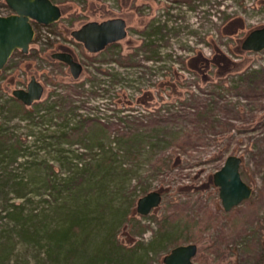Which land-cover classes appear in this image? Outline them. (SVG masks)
Masks as SVG:
<instances>
[{"label": "rangeland", "instance_id": "1", "mask_svg": "<svg viewBox=\"0 0 264 264\" xmlns=\"http://www.w3.org/2000/svg\"><path fill=\"white\" fill-rule=\"evenodd\" d=\"M54 2L62 9L61 18L49 25H35L29 52L15 50L0 69V129L11 141L22 144L18 159L13 160L8 151L0 156V264H55V254L61 250L57 261L64 263L65 247L52 246V231L67 225V214L77 204L85 205L89 212L94 207L95 195L83 193L76 203L47 188L50 179L56 176L57 182H63L64 175L60 160L63 156L54 150L60 146L52 145L53 138L40 139L42 133L49 137L62 131L57 124L62 119L41 120L47 105L58 95L72 92L78 106L75 115L68 117L70 127L88 117H97L109 125L107 130H97L96 126L89 132H77L72 136L74 144L61 146L75 163V155L83 152V145L97 133L107 145L111 144L116 135L114 122L126 124L132 116L142 118L169 107L175 109L188 98L191 102L197 97L195 93L205 97L212 90L221 92L225 99L241 100L237 90L229 87L238 85L234 80L239 73L264 65V50L242 48L247 34L264 26V0ZM4 7L5 2L0 0V12H9ZM114 17L127 21L128 35L118 42L119 47L93 53L71 34L88 21ZM155 26L162 27V31L156 37L161 45L159 60L153 63L144 59L148 53L140 47ZM56 51H70L83 63L79 78L73 77L69 65L52 57ZM193 57L196 59L190 61ZM204 58L211 62L203 65ZM132 60L145 66L121 64ZM105 70L113 74H104ZM34 75L44 84V95L32 105H23L33 111L35 119L24 117L23 111L10 102L12 91L26 88ZM196 85L204 90L203 94ZM256 109L253 118L246 115L245 120L231 119L233 126L216 140L173 155V164L184 168L151 174L140 183V174H147L151 167L146 151L138 162L135 160L141 173L131 174L130 188L136 190L123 196L112 184L100 195L103 206L115 201L125 211L128 207L127 216L115 229L121 243L137 249L134 264H163L172 247L190 242L199 246L196 264H264V106ZM220 113L225 120L226 114ZM122 117L127 118L123 121ZM230 154L242 157L241 174L253 187V194L227 212L213 176ZM125 159L129 165L131 158ZM52 169L59 175L53 174ZM147 185L148 191L143 192ZM20 189H24L20 192L25 194L23 197L18 196ZM152 190L162 191V203L149 214L141 215L138 200ZM181 201L189 206L186 212L179 213L175 203ZM59 203L66 206L60 209ZM199 203L207 206L210 213L206 209L199 212ZM9 208L17 209L16 217L8 216ZM106 211L103 223L108 222L111 212ZM163 227L169 230L165 235L160 232ZM156 234L165 239L152 243ZM260 251L263 258L258 261Z\"/></svg>", "mask_w": 264, "mask_h": 264}, {"label": "trees", "instance_id": "2", "mask_svg": "<svg viewBox=\"0 0 264 264\" xmlns=\"http://www.w3.org/2000/svg\"><path fill=\"white\" fill-rule=\"evenodd\" d=\"M161 28L160 26L153 27L147 33L146 39L143 40L140 47L145 53H148L144 55V59L153 63L159 60L158 55L161 45L156 37L161 33ZM119 46L120 43L114 42L108 47L115 48ZM195 59L193 57L190 61ZM210 62L209 59L204 58L201 63L204 65ZM121 64L132 67L145 66L134 60L125 61ZM100 72L103 73V71ZM104 74L112 75L113 73L105 70ZM238 77L237 80H234L238 85L229 87V89L237 90V95L241 100L234 102L230 99H225L221 92L212 90L207 91L208 95L205 97L195 93L197 97H193L191 102H188L189 98H186L188 101L184 100L180 106H175V109L169 107L162 109L164 111L159 110L154 112L153 115H146L142 118L132 116V119H126L127 117H122L123 121L126 119V124L112 123L117 126L114 129L116 135L111 144L107 145L103 141V137L97 136V133L93 137L94 139L91 138L89 143L83 145L84 151L75 155V163L70 161V155L64 154L66 150L61 146L74 144L75 141L72 136L77 132L83 130L89 132L90 128L96 126L97 130H107L109 125L103 123L97 117H88L70 127L68 117L75 115L78 108L74 104L75 99L72 97V92L58 95L51 104L47 105L46 110L41 115V120L45 122L53 119H62L63 122L57 123L62 131L49 137H47V134L42 133L40 139L53 138L54 143L52 145L60 146L54 150L57 154L63 156L60 160L62 162L61 172L64 174L63 182H57L55 176L50 179L47 188L50 191L72 198L74 202L76 200L80 201L83 193L88 196L90 194L95 195L92 202L94 207L91 208V212L86 209L85 205L77 204L78 206L73 211H70L71 214L66 213L67 225L52 231L51 236L54 239L52 246L58 249L65 247L64 263L57 261V258H60L62 254L61 250L55 254V257H57L56 260L54 259L56 261L55 264H134L136 262L134 259L137 249L127 248L121 243L117 239L115 229L127 216L128 207L125 211L122 206L114 204L115 201L105 202L103 206V203H100V195L102 196L107 187L112 184L115 189H119L120 194L123 196L129 195L128 193L136 190V187L130 188L131 174L140 172L139 163L137 162L146 151L149 152L148 158H150L151 167L146 170L147 174H145V171L144 173L140 172L141 178L138 179L140 183L143 182L142 178L148 179L151 174H165L174 167L179 170L184 168L182 164H173V155L187 153V151L194 150L198 146L206 145L210 140H216L220 133L230 130L233 126L231 119L245 120L246 115L253 118L254 109L260 110L264 106V65H258V67L251 70L247 69L239 73ZM218 85L220 84H216V86ZM197 87L199 92L203 94L204 90L200 85ZM92 93L97 94L96 91H92ZM242 100L244 101L242 102ZM10 102L12 107L14 106L23 111L24 117L36 118L33 115V111L25 107L19 99L12 96ZM220 112L226 114L225 120L222 119ZM65 128L66 130H64ZM21 146L22 144L18 140L11 141V138L7 137L3 130L0 129L1 157L8 151V155L13 160L18 159L20 156L18 147L21 148ZM147 147L148 149H146ZM169 149L172 150L167 155L166 152ZM125 158H131L129 165ZM52 172L55 175H59L54 169H52ZM149 186H145L142 191H148ZM22 190L24 189L18 191V196L20 197L25 195L24 193L21 195L22 193L20 192ZM61 204L59 203L58 205L60 209L66 206ZM175 205L178 210H181L178 211L179 213L186 212L189 206L188 203L182 201L175 203ZM205 209L207 213H210V209L207 206L199 203V212ZM106 210L111 212L108 213V222L103 223L102 220L105 214L107 216ZM7 212L8 216L11 217H16L18 213L17 209L13 210V208H9ZM163 229L166 228H161L160 232L162 234L165 235L169 232V230L165 231ZM93 232L96 233L91 237ZM157 235L152 238V243L161 242L165 239L160 237V235L157 238ZM225 239L226 241L230 240L228 237H225ZM262 258L263 254L260 251L257 259L261 261L260 259Z\"/></svg>", "mask_w": 264, "mask_h": 264}, {"label": "water", "instance_id": "3", "mask_svg": "<svg viewBox=\"0 0 264 264\" xmlns=\"http://www.w3.org/2000/svg\"><path fill=\"white\" fill-rule=\"evenodd\" d=\"M14 10L12 14H0V69H3L13 52L17 49L29 52L35 38V27L32 20L49 25L62 16V9L53 0H5ZM88 51L96 53L108 45L119 42L128 35L127 21L123 17H114L102 21L91 20L71 31ZM246 51L264 50V26L251 30L242 41ZM52 57L65 62L70 67L74 78H79L84 70L82 62L70 51H56ZM45 92L44 84L34 75L26 88L12 91L15 98L25 105H32L40 100ZM242 157L230 154L223 165L214 173V183L219 187V195L225 211L229 212L249 199L253 187L242 177ZM163 200V193L152 190L138 200L137 210L141 215L149 214ZM199 250L195 242L181 243L171 248L164 256L163 264H196L194 258Z\"/></svg>", "mask_w": 264, "mask_h": 264}, {"label": "flooded vegetation", "instance_id": "4", "mask_svg": "<svg viewBox=\"0 0 264 264\" xmlns=\"http://www.w3.org/2000/svg\"><path fill=\"white\" fill-rule=\"evenodd\" d=\"M4 2H5V7L4 8H6V9H8L9 10V12H0V14L1 15H9V14H12L13 12H14V10L8 5V3L5 1V0H3ZM32 23H33V25H34V27H35V25H38V24H42V23H39V22H37V21H35V20H32ZM35 33H36V29H35ZM109 46V45H108ZM107 46V47H108ZM106 47V48H107Z\"/></svg>", "mask_w": 264, "mask_h": 264}]
</instances>
